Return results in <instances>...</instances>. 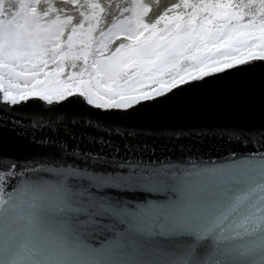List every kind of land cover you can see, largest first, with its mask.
<instances>
[{
    "label": "water",
    "instance_id": "water-1",
    "mask_svg": "<svg viewBox=\"0 0 264 264\" xmlns=\"http://www.w3.org/2000/svg\"><path fill=\"white\" fill-rule=\"evenodd\" d=\"M145 175L186 189L168 228L92 251L84 222L162 195ZM0 229L8 264H264V59L125 109L0 92Z\"/></svg>",
    "mask_w": 264,
    "mask_h": 264
},
{
    "label": "rangeland",
    "instance_id": "rangeland-1",
    "mask_svg": "<svg viewBox=\"0 0 264 264\" xmlns=\"http://www.w3.org/2000/svg\"><path fill=\"white\" fill-rule=\"evenodd\" d=\"M256 3L252 14L246 11ZM258 0H181L179 12L161 26L119 20L93 36L100 15L90 4L85 23L72 29L65 43L39 30L24 11L16 23L0 19V92L11 103L29 97L58 101L80 93L99 108H128L159 96L176 85L251 61L264 59V6ZM139 40L132 47L102 57L115 35ZM81 59L92 75L75 73ZM64 62L70 64L61 79ZM55 66L53 69L52 67ZM156 84L158 88L153 87Z\"/></svg>",
    "mask_w": 264,
    "mask_h": 264
},
{
    "label": "trees",
    "instance_id": "trees-1",
    "mask_svg": "<svg viewBox=\"0 0 264 264\" xmlns=\"http://www.w3.org/2000/svg\"><path fill=\"white\" fill-rule=\"evenodd\" d=\"M192 1L197 3L207 0ZM258 1H262L264 6V0ZM180 3L181 0H0V19L16 23L18 15L24 11L26 17L39 30L57 35V40L50 41L57 46L67 41L73 28L85 23V17L91 14L90 4L96 5L100 10L98 24L93 32V36L99 37L119 20H131L146 27H160L166 16L179 12ZM255 5L256 3H250L246 11L252 14ZM138 36L118 34L111 37L105 43L101 56L109 57L116 51L132 47L139 40ZM74 61L72 70L75 73L93 74L87 65H82L81 59ZM69 68L70 64L64 62L61 79L68 75ZM158 85L153 87L158 88Z\"/></svg>",
    "mask_w": 264,
    "mask_h": 264
},
{
    "label": "snow or ice",
    "instance_id": "snow-or-ice-1",
    "mask_svg": "<svg viewBox=\"0 0 264 264\" xmlns=\"http://www.w3.org/2000/svg\"><path fill=\"white\" fill-rule=\"evenodd\" d=\"M141 179L151 192L162 195L155 199H144L142 203L124 201L103 209L106 212L105 223L84 222L89 235L95 234L100 238V247L92 251L106 254L116 247L134 242L138 237L154 236L168 228L180 209L186 189L163 175H145ZM93 208L96 206L93 205ZM95 214L94 211L92 215ZM13 244L8 232L0 229V264H8L4 257L12 250Z\"/></svg>",
    "mask_w": 264,
    "mask_h": 264
}]
</instances>
